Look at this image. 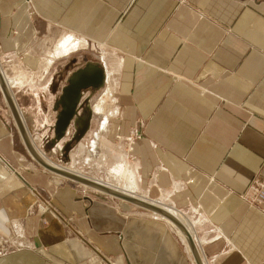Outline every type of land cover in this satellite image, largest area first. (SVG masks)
Instances as JSON below:
<instances>
[{
    "label": "crops",
    "instance_id": "obj_1",
    "mask_svg": "<svg viewBox=\"0 0 264 264\" xmlns=\"http://www.w3.org/2000/svg\"><path fill=\"white\" fill-rule=\"evenodd\" d=\"M66 33L99 55L81 64L70 60L76 51L56 58L44 76L42 70L38 90L26 85L38 100L47 90L54 96L52 145L59 142L62 89L86 65L104 68L106 77L103 50L108 66H116L108 137L122 135L113 143L124 150L132 142L140 190L193 221L205 264H264V202L247 196L264 181V0H0V65L9 74L17 66L14 77L38 70L39 57ZM63 59L59 87L54 81L63 71L56 78L53 70ZM83 90L80 109L91 88ZM15 146L0 116V236L10 235L7 222L15 218L31 246L3 249L0 264H90L95 254L94 264L107 257L194 264L180 238L148 210L68 178L55 183ZM37 191L69 225L54 218L41 225L40 215L26 210Z\"/></svg>",
    "mask_w": 264,
    "mask_h": 264
},
{
    "label": "rangeland",
    "instance_id": "obj_2",
    "mask_svg": "<svg viewBox=\"0 0 264 264\" xmlns=\"http://www.w3.org/2000/svg\"><path fill=\"white\" fill-rule=\"evenodd\" d=\"M57 42L58 41L53 42L52 46L49 47L48 50L45 51V54H46L45 56H43L42 58L39 57L37 65L40 64V66H39L38 70L35 68L34 69L30 68L31 72L28 71L29 74H27V72H24V73L20 72L21 74H19V75L24 76V78H23L24 84L21 86H12V91H13V94L15 96L16 103H17L19 110L21 112V116L24 119L25 125H27L26 127L30 132L29 134L31 135V137H33L34 141L36 142L38 149H40L44 153V156H46L48 159H50L51 161H54L56 163H60V164H63L65 166L74 167L77 170H80L82 173H85L89 176L97 177V178L104 180V181H109L108 180L109 179L108 173L113 172L112 171L113 168L111 166H112V164H115V161L111 160V156L115 155V151H116V149H118V146H122L120 144L115 145L113 143V139H117L118 135H115L114 138H111V139L108 138V140H110V142H112V143H110V147H111L109 150V151H111L110 153L104 154V152L102 151V153L93 155L91 153V150H92L91 149V140L94 137V133L98 130L99 118L93 117V114H92L91 119H94V120L92 121L89 130H87V132H86V134L82 140H80L78 142L74 141V134L76 131V129L74 128V125L76 126V128H77V125H76V123H72L69 126V129H68L66 135L61 140H59V142L52 145V143L50 141L51 140L50 138L53 135V131L51 130V126H52V123H53L55 116H56V111L53 109L54 96L52 95V92L50 90H47V91H45V94L44 93L40 94V96H39L40 100H38L34 96V94L31 91L27 90V88H26V85H27V86H29V88L38 90L37 88L39 85V81L41 78H43L41 76L42 70L44 71L45 65L48 62V59L50 57L49 54L52 51V49H54L56 47ZM91 52L95 55H93ZM72 53L73 52H71L70 54H72ZM70 54H68V56H70ZM98 55L99 54L97 52H94V51L88 52V49L83 50V48H82L81 50L78 49L75 53H73L70 57V60L73 57L77 58L78 61L76 63L81 64L87 60L97 61ZM68 56H63V58L68 57ZM65 60L66 59L59 61L53 70V73L54 74L56 73V75H57L56 78H58V76L61 75V71H63V73H62L63 75H61L62 79L58 78L57 80L54 81L55 83L59 84V87H61L62 85L65 84L66 73L64 71L63 66L66 63H68V61L66 62ZM16 67L13 68V66H11V68L13 69V72H12V74H9V72H10L9 67L7 65L3 66L5 73L6 74L8 73L7 75L10 77H14V70H16L18 68V67L17 68ZM23 86L26 89H24V90L19 89ZM45 86H46V82H44V84L42 83V85L40 86L41 91ZM17 87H19V88L17 89ZM112 87H114V86H112ZM104 90H105V83L101 86V88L100 87L99 88H91V90L88 93L89 98H87L84 101V104L86 103L84 106V109L79 108V110H78V113H79L78 116L79 115L85 116L86 115V108H89L92 112V104L93 103L96 104L100 97L105 96V94L103 95ZM84 92H86V91L83 90V93ZM3 99H2V96L0 93V105L2 106V107L0 106V116L5 118L8 122V124L13 129L15 141H16V146H15L16 149L25 155V157L27 158V160L29 162V167L31 169L39 168L42 170H46L40 164H38V162L36 160H34L33 157L24 148V146L21 142L22 139H20L21 136L19 137V134H18V132H17V130L13 124V121H12V118H11L9 112H7V111H6V113L4 112V110H5L4 102L5 101H3ZM111 107L114 108V105H112ZM20 108L22 109V111ZM130 138H132V136L129 137L128 139L130 140ZM68 145H69V150H68V153L66 154V148H68ZM98 146H99L100 150H105L104 144L102 145V143H100ZM106 149H108V148H106ZM125 151H129V147H128V150H125ZM131 159L132 158H130V161H131V163H133V161ZM46 171H48L47 173H49L51 176L54 175V173L50 172L49 170H46ZM111 174H113V173H111ZM10 175H11V178L15 177V175L13 173H11ZM57 178L58 177L55 176V179H56L54 181L55 183L58 179H62V177L58 178V179ZM70 180H72V179H70ZM73 181H75V180H73ZM75 182H77L78 184H81L78 181H75ZM263 182L264 181H261L260 183L255 184L254 189H259L262 186ZM81 185H83V184H81ZM83 186L86 188H89V190H91L90 192H92V190L95 191L94 189H92V187L90 188V187H87L85 185H83ZM95 192H97V191H95ZM38 194H39V196L37 197ZM34 195H36V194H34ZM37 195H36V197H34V199H32L30 201H28V199H26V210L28 212H29V210H31V211L39 214L41 225H46L52 218L59 220V222L65 226L69 225L68 220L66 218H64L61 214H59L58 211H56V209H54L51 206L48 194H46L44 192L40 193L37 191ZM97 195L110 196L107 193H98ZM247 196L249 198V201L253 200L252 196H251V198L249 197V194H247ZM128 203H130V202H128ZM138 210H141V209H138ZM122 217L124 218V216H122ZM14 219L15 218H11L7 222V225L9 226V224H11V228L13 229L10 232V235L7 238L0 236V251H2L3 249L11 250L13 247L16 246V244H18V245L25 244V246H28V245L30 246L29 242H27L25 237H24L22 227ZM110 224H111V221L107 222L105 225H106V227H108ZM16 237H23V242L19 241V243H17ZM3 243L5 245L4 247H2ZM119 258L121 259V257H118V259ZM107 259L111 261V259L109 257H107V258H102L101 263L105 264L107 262ZM99 260H100V258L97 256V254L89 257V263L90 264H94L95 262H98ZM112 261L114 262V260H112ZM117 261L118 260H115V262H117ZM101 263H99V264H101Z\"/></svg>",
    "mask_w": 264,
    "mask_h": 264
},
{
    "label": "bare ground",
    "instance_id": "obj_3",
    "mask_svg": "<svg viewBox=\"0 0 264 264\" xmlns=\"http://www.w3.org/2000/svg\"><path fill=\"white\" fill-rule=\"evenodd\" d=\"M56 41H58L57 45L54 49H52V51L49 54L50 57L48 59V62L45 65L43 76H44V73L46 71H48L49 66L52 64V62L56 58L67 56L71 52L77 51L78 49H80L86 45L84 40L79 39V38H77L74 35L69 34V33L62 34V36L59 39H57ZM100 59L103 60V63L105 65L106 77L103 75L104 79L102 81V84L98 87H93V88H99L103 85V83H105V90L103 93V95L105 94V96L100 97L96 104L95 103L92 104V112L89 108H86V114L88 111L91 112V118H92V114H93V117L99 118L98 130L94 133V137L91 140V149H92L91 153L93 155L102 153V151L104 152V154L111 152V151H109L111 148L110 147L111 142L108 140V138H109L108 133L110 131V118L112 119V117L114 115H116V112H117V108L114 104V96H113V92H114L115 85H116L113 72L115 71L116 66H115V64L111 65V67L108 66V62L106 60L105 53L103 50H102V55H101ZM0 72H1V75L3 77V82H4L5 86H6V88L9 89L11 96H12V99H13L17 109L19 110V107L16 103L15 96H14L13 91H12V86L23 85L24 84V81H23L24 76L17 75L16 77L11 78L10 76H8L5 73V71L1 67V65H0ZM112 86H114V87H112ZM88 88H92V87H88ZM83 89H85V88H83ZM82 90H81V95L83 92ZM0 91H1V89H0ZM81 99L82 98H80L79 104L81 103ZM4 101H5V98H4ZM5 104H6V101H5ZM79 104L76 107L75 116H74L73 120L70 122L69 126L72 123H76L77 128H78L79 123H80V118L86 117V115L85 116H78V110L80 108ZM112 105H114L115 109L111 107ZM19 113L21 116L20 110H19ZM21 118H22V121L25 125V122H24V119L22 116H21ZM69 126L66 129L65 135L69 129ZM25 128L27 129L26 125H25ZM27 133H28V136H29V139L31 141L33 148L36 150V152L39 154V156H41V158H43L48 164H51L52 166L58 167L62 170H65L71 174L79 176L80 178H84L87 181L89 180L91 182V184H87L86 182L78 181L79 183H81L87 187H90V188L92 187V189H94L97 192L107 193L108 195H110L112 197H116V198H119L121 200H124L125 202L126 201L130 202V201L127 200V198L118 197L114 193L121 194L122 196H126L129 198H135L137 200H140L141 202L154 205L155 207L159 208V210L162 211L163 213H167L169 216H167L166 214H162V213H158V212L149 210L147 208H144L142 206L134 204L133 202H130L134 206H139L141 208H144L145 210H148V213L155 220H158V221L165 223L166 226L168 225V227L170 229H172V231L180 238L181 242L185 246L186 251L189 253L194 264H197L195 262L194 256L192 254V248H191V245H190L189 240H188L189 238H191L194 246L196 247V249L198 251L201 264H205V259L203 258L202 254H200L201 249H200V246L198 243V239L195 235L196 230H195L193 221L191 219H189L188 217H186L185 215H183L175 207H173L169 204H166L165 202H163L161 200H153L148 196V194L146 192H143V193L141 192V190H140L141 188L139 186L138 178L136 176V171H135L136 170V164L135 163L133 164L130 161V158H131L130 152L132 150V145H131L132 142L129 144V151H125V150H123L122 146H118V149H116V151H115V155L111 156V160L115 161V164H112V166H111L113 168L112 169L113 172H111V173H113V174H111L109 172L108 173V175H109L108 180L109 181H104V180H101L97 177H92V176H89L85 173H82L80 170H77L74 167L65 166L63 164L51 161L46 156H44V153L40 149H38L36 142L34 141L33 137H31V135L29 134L30 132L28 129H27ZM117 139L119 141H121L122 135L119 134L117 136ZM130 140H133V139L130 138ZM100 143H102V145L104 144L105 150H100V148L98 146ZM106 148H108V149H106ZM67 153H68V151L66 152V154ZM54 175L57 176L58 178H61V177L66 178L60 174L54 173ZM72 180H74V179L72 178ZM75 181H77V180H75ZM104 189L112 190V192H110V193L106 192V190H104ZM122 262L123 261H121L120 258L118 259L117 262H115V261L113 262V261H110L107 259V262L105 264H121Z\"/></svg>",
    "mask_w": 264,
    "mask_h": 264
},
{
    "label": "water",
    "instance_id": "obj_4",
    "mask_svg": "<svg viewBox=\"0 0 264 264\" xmlns=\"http://www.w3.org/2000/svg\"><path fill=\"white\" fill-rule=\"evenodd\" d=\"M103 78L104 77H103L102 69L95 65H86L72 73L71 77L67 81V84L62 89V94L57 103L58 106L60 105L61 108L57 114V119H56L55 126H54L55 138L53 139V141L60 140L65 135L66 129L68 128L70 122L73 120L75 116V112H76V107L80 102L81 90L83 88L100 86L102 84ZM0 89L5 98L6 104L8 105L11 111V114L13 116V119L18 129V132L24 142V145L26 149L28 150L29 154L33 157V159L36 160L38 164H40L42 167L46 168L47 170L53 173L60 174L69 179L73 178L74 180L86 182L87 184H91L89 180L87 181L84 178H80L79 176H76L65 170H62L58 167L48 164L43 158H41V156H39V154L36 152V150L33 148L31 144V141L27 133V129L25 128V125L22 121L19 110L17 109L12 99L9 89L6 88L3 82V77L1 75V72H0ZM90 119H91V112L89 111L87 112L86 117L80 118L79 127L76 129V132L74 134V140L76 142L79 141L84 136L86 131L88 130ZM68 150H69V145H68V148H66V152ZM104 190H106V192H109V193L112 192V190H108V189H104ZM114 194L121 198H127V200H129L130 202H133L134 204H137L149 210L162 213V214H166L167 216H169L167 213H163L162 211H160L159 208L155 207L154 205L141 202L140 200H137L135 198H129L126 196H122L121 194H117V193H114ZM188 240L192 248V254L194 256L195 262L197 264H201L200 257H199L196 247L194 246L191 238H189Z\"/></svg>",
    "mask_w": 264,
    "mask_h": 264
},
{
    "label": "built area",
    "instance_id": "obj_5",
    "mask_svg": "<svg viewBox=\"0 0 264 264\" xmlns=\"http://www.w3.org/2000/svg\"><path fill=\"white\" fill-rule=\"evenodd\" d=\"M249 197H253L252 201L256 203H262L264 202V182L262 183V186L259 189L249 188L248 190Z\"/></svg>",
    "mask_w": 264,
    "mask_h": 264
}]
</instances>
